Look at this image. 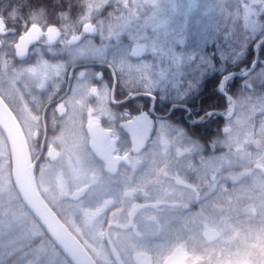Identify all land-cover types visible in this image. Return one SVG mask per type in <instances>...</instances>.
<instances>
[{"label":"flooded vegetation","instance_id":"af4514ba","mask_svg":"<svg viewBox=\"0 0 264 264\" xmlns=\"http://www.w3.org/2000/svg\"><path fill=\"white\" fill-rule=\"evenodd\" d=\"M135 1L88 0L91 6L97 4L100 7L96 8L97 10L90 7V11L93 12H90L89 16L105 6L107 13L99 19L103 18L110 24L115 21L129 23L117 28L120 34H118L119 37L113 36L116 39L113 40L108 37L110 31L98 30L94 23L86 20L80 24H67L65 29L52 24L28 23L24 15L13 14L11 7L3 6L4 0H0V26H2L0 29V97L24 134L31 159L34 160L40 155L33 171L40 195L82 243L84 242L76 233L75 227L81 225L83 213L78 212L77 221L70 215V208H65V205L68 203L71 206L78 205L92 191L94 185L103 180L121 182L128 178L134 185L133 193L125 191L124 196H120V193L118 195L112 193V199L106 203L108 215L115 208L121 210V207H116V198L123 201L124 208L129 210L126 213L125 222L104 226L106 245L114 244L108 236L111 225L119 231H125V229L132 231L136 230L135 225H132V219L144 209L156 212L165 207L168 212L176 211L177 205L173 201V193L169 189L164 190V182L168 184L172 181L170 175L176 174L174 162L165 164V173L161 175L160 180L156 179L157 181L152 183L151 188L143 187L141 182L139 184L135 180L137 176L143 180L149 175V169L145 167L147 165L139 157L154 143L160 124L185 132L183 136L187 137L189 145L194 149L198 147L202 153L205 152L204 146L199 142L202 126L198 142L195 136H191L182 127L183 124L190 125L198 122L200 120L196 117L198 111H193L188 105L168 97H159L158 80L152 77L150 69L148 72L144 70L146 64L144 59L148 49L142 44L133 45L137 41L133 39L135 34L132 32V22L143 20L147 15H153L157 33L161 27L164 30L163 37L169 39L171 33H174L173 29L170 30L172 26H178L180 20L185 21L188 16L190 17V0H182L184 6L181 7V11H172L171 5L168 9L161 5L162 0H157V4L147 9L145 15L134 13L144 6L143 4L135 5ZM8 4L11 3L8 1ZM62 17L60 14L56 16V18ZM45 18L51 20L48 18L52 17ZM63 18L73 21L76 16L67 15ZM87 26L93 29L89 32L86 30ZM31 28H38L39 32H34L33 37L30 35L27 39L26 43L30 40L34 42L28 47L25 56H17L21 48V46L18 49L16 47L19 39ZM50 30L52 31L49 32ZM185 39L184 34V42L179 43V46L185 45ZM176 47L173 44L167 47V51L174 53ZM136 62L138 63L135 64ZM174 64L175 62L170 65L173 67ZM135 65L139 67L137 73H134L137 69ZM184 67H186L185 62ZM143 78H147V81ZM234 111L232 112L231 107L227 111L225 118L228 122L237 121ZM131 131L134 132L135 140L144 138L148 131L152 132L144 150L136 153L132 151ZM236 144L233 142L227 144L229 149L227 148L224 158H219L225 162V167L229 165V168H222L223 172L236 170L233 162L234 154L237 155L238 150L234 146ZM191 149L190 156L185 159L184 164L177 165V174L183 172L186 179L195 181L185 183V188L191 196L190 210L197 213L201 197L206 193L205 179L210 178L214 182V176L220 175V170L211 169L214 174L211 171L206 174L201 167L202 161L206 160L205 155L200 159L192 158L196 153L193 154ZM149 160L153 165H150L153 171L160 169L158 167L161 164L160 159ZM61 163H63V169L76 175H86L90 181L69 196L59 198L56 204H53L45 196L41 179L46 186H52L55 174H62L59 168L56 169V165L59 166ZM53 167L56 173H53L54 169L51 172L45 170ZM60 188V181H58L54 189L58 192ZM82 190H85L83 196L75 200L74 198ZM159 195L161 199L163 198L162 200H159ZM164 197H166L165 201ZM93 208L94 205L92 210ZM90 215L93 218L89 224H93L94 211H90ZM188 229L190 251L185 253L187 262L183 264L193 262L202 264L204 261L208 264L213 262L221 264L226 261L228 256L222 251L211 252L206 249V242L220 239L219 230H216V233L214 230L208 231L206 224L198 215L193 218ZM208 234L213 236L209 237ZM144 254L153 258L149 253Z\"/></svg>","mask_w":264,"mask_h":264},{"label":"rangeland","instance_id":"374dc122","mask_svg":"<svg viewBox=\"0 0 264 264\" xmlns=\"http://www.w3.org/2000/svg\"><path fill=\"white\" fill-rule=\"evenodd\" d=\"M200 1L190 0V4H197L196 2ZM259 1L251 0L252 3L256 4ZM161 2H163L161 5L166 8L168 7V9L169 5H171L172 8L170 10L172 11H181V7L184 6L182 0H162ZM134 4H138L139 6L143 4V8L136 10L134 13L145 15L147 9H151L157 4V0H136ZM237 5L235 3L236 11ZM91 7L94 9L100 8L97 4ZM193 9L194 7H192ZM213 10L216 9L211 5L203 12L206 14ZM90 12L93 11H89V14ZM253 12L250 7L248 10L247 7L242 5V16L239 19V21L241 20L240 24L242 28L248 29L249 26H253V18L251 19L250 17L251 14L253 15ZM145 17L144 20L148 21L147 24L154 21L153 15H147ZM103 22L104 19H100V23ZM108 23L101 30L105 29L110 31L108 37L113 38V40H116L113 36L119 37L118 34L120 32H117V28L129 24L128 22L117 21L111 24ZM146 25L143 28L148 29ZM228 28L231 29L232 25H229ZM146 29L145 34L144 30L139 31L138 43L145 41V45L148 46L147 49L154 53L150 61L144 60L146 62L144 70L148 72L150 62L158 64L163 61V58L162 51L155 44L156 40L152 37L155 31L154 25L150 27V33H147ZM136 31L132 29V32ZM116 32L117 34H115ZM130 40L134 41L132 39ZM138 43L134 42L133 45H141ZM185 44L191 45V42L187 39ZM198 49H200L199 45ZM228 53L234 55L237 53V50L235 48H228ZM173 57L176 59V62L172 68L180 76L183 71V63L185 62L186 64V62L190 61V56L186 53L184 56V51H176ZM206 58L202 57L201 61H198V64H201L202 61L205 62ZM135 67L137 69H135L134 73H137L139 67L137 65ZM143 80L147 81V78H143ZM241 123L238 124L236 120L227 122L224 138L226 144H230L231 142L234 144L237 143L234 145L237 147L239 141H241L244 144L242 146L252 145L253 135L249 134V137H244ZM183 133L185 132H181L166 124L159 125L158 134L155 137L154 143L139 157L147 165L145 167L149 169V175L143 178V180L139 176L136 177L135 180L139 184L141 182L143 187L147 186L151 188L152 183L156 182V179L160 180L161 175L165 173L164 168L167 163H175L174 173L176 172L177 174V165L184 164L185 159L190 156L189 151L192 148L189 145L190 142H187V137L184 138ZM252 151H244L243 154L244 157L248 156L247 160L250 163L254 161L250 155ZM191 152L193 154L196 153V156L199 152L198 147L196 149L192 148ZM256 155L258 161L264 160V155L258 153ZM220 157L224 158V154L215 155L212 153L209 156H205L204 158L206 160L201 163V167L206 171V174L208 170L216 169L218 171L220 170V175L216 174L214 176V182L210 178L206 179V193L201 197V204L197 213L190 210L191 196L185 188V183H189L188 180L186 178H180L178 174L177 176L176 174L174 176L171 174L170 178L172 177L173 183L172 181H169L168 184L164 182V190L169 189L173 193V201L177 205L175 206V212H168L165 207H162L156 212L150 209L148 211L144 209L132 219V225H135L134 229H136L132 231H130L131 229L119 231L111 225L112 228L108 231V236L114 242V257L111 256L104 242L103 228L106 224L110 225L111 223L117 222L120 224L125 222V216L129 210L124 208L123 201L116 198L115 201L118 205L116 207H121V210L115 208L114 211L110 212L111 217L109 218L110 215L106 214V209L108 208L106 203L109 199H112V193L116 195L120 193V196H124L125 191L133 193V181L128 178L121 180V182L119 180H103L101 183L94 185L92 191L78 205L71 206L68 203L65 205V208H70V215L77 221L79 218L78 212L83 213L80 221L81 225L75 227V230L97 264H136L135 255L142 252L149 253L153 256V264H182L187 262L185 253L190 251L188 228L196 215L203 220L208 231L214 230L215 233L216 230L220 231V239L206 242V249L211 250V252L219 250L227 255L228 258L221 264H264V179L251 168L242 171L233 170L232 172H223L222 168H229V165L227 164V167H225V162L219 159ZM151 158L160 159L159 163L161 164L158 166L160 169H156L157 173L151 169V166H153L149 160ZM137 160L138 158L135 159V162ZM233 162L236 168L235 154ZM253 163L261 164L260 162ZM56 166V169L59 168L62 174L56 173L54 167L45 169L47 172L48 170L51 172L54 169L53 173H56L53 177L52 186H46L41 179V186L45 196L53 204H56L59 198L69 196L72 192L79 190L90 181L86 175H76L67 169H63V163ZM211 172L214 174V171ZM58 181H60L61 188L56 192L54 187ZM162 199L161 195H159V200ZM165 200L166 197H164ZM93 205L94 208L92 210ZM108 205L110 206L109 203ZM217 210H222L223 216H219L216 213ZM246 210L251 212L250 214L255 217V227L250 221L248 223V220L243 223L242 227H238L235 223L231 222L232 216L237 217V213L238 215L243 214ZM90 211H94L95 219L93 224H89V221L93 218L90 215ZM122 211H124L125 215ZM122 217L124 218L121 219ZM212 236L210 235L209 237ZM114 258H117V260ZM7 260L11 261L10 264H69L53 246L51 241L43 234L38 223L32 218V215L23 206L22 202L19 201V197L11 182V167L7 144L0 132V263ZM192 264L196 263L193 262Z\"/></svg>","mask_w":264,"mask_h":264},{"label":"trees","instance_id":"16d2710c","mask_svg":"<svg viewBox=\"0 0 264 264\" xmlns=\"http://www.w3.org/2000/svg\"><path fill=\"white\" fill-rule=\"evenodd\" d=\"M8 1L11 4H8ZM262 1L260 0L256 4L252 3L251 0H201L196 2L197 4L191 5L190 17L188 16L185 21L180 20L178 26H172L170 30L173 29L174 33H171V38L163 37L164 30L161 27L158 29V33L154 27L155 31L152 37L156 40L155 44L162 51L163 61L158 64L150 62V71L152 77L158 80L159 97H168L176 102L188 105L193 111H198L196 116L200 118L198 122L182 125L186 132H189L191 136H195L197 142L199 141L200 127L203 128L199 142L204 146L205 152L202 153L198 149V154L193 155L192 158L199 159L203 155L209 156L212 153L225 155L228 148V145L224 143L228 122L225 115L230 109V99L235 101L234 116L238 124L242 122L241 128L244 131V137H249V134L253 135L252 145L242 146L244 144L239 141L236 170L242 171L252 168L254 164L253 161L248 162V156H243L244 151L254 150L264 155V66L257 65L244 78L227 79L223 85V93L219 91L220 80L225 75L243 73L250 68L254 61L264 63V1ZM2 3L5 7H11L13 14L24 15L28 23L52 24L65 29L67 24H80L86 20L94 23L98 30H101L107 24L106 20L100 23L99 19L107 13L105 6L97 13L89 16L91 5L88 0H4ZM235 3L240 6L237 5V11ZM211 5L217 11L213 10L204 14L205 10ZM242 5L247 7L248 10L250 7L254 11L253 15H250L251 19L253 18V26H249L248 29L242 28L241 20L239 21L242 16ZM192 7H194L193 10ZM58 14L63 17L74 15L76 18L73 21L63 17L56 18ZM47 16L52 17L48 18L51 20H47L45 18ZM147 23L148 21L144 19L135 20L131 23L132 29L137 30L134 32L133 38L137 42L139 31L144 30L145 34L146 28L143 27ZM153 25L154 21L146 25L148 27L146 29L147 33H150V27ZM229 25H232L231 29L228 28ZM184 34L185 41L188 39L191 45L179 46V43L184 42ZM145 43L144 41L140 44L148 48ZM173 44L177 47L174 53H170V51H167V47ZM198 45L200 49H198ZM228 48H235L237 50L236 55L229 54ZM176 51H184V56L185 53L190 56V61L186 62V67L183 68L180 76L177 75L174 69H171L172 66L170 65L176 62L173 57ZM152 54L154 53L148 49L144 60L150 61L153 58ZM202 57H207L206 61L204 60L205 62L202 61L201 64H198ZM182 173H178V176L184 179L185 176ZM209 173L210 170L207 171V174ZM187 180L189 183L195 182ZM218 213L223 216V211ZM250 213L247 210L243 214L238 215L237 213V217H231V222L238 227H242L247 220L248 223L250 221L254 224L255 217ZM10 262V260H7L0 264H10Z\"/></svg>","mask_w":264,"mask_h":264},{"label":"water","instance_id":"95a60500","mask_svg":"<svg viewBox=\"0 0 264 264\" xmlns=\"http://www.w3.org/2000/svg\"><path fill=\"white\" fill-rule=\"evenodd\" d=\"M1 23V20H0ZM2 26H0V29ZM93 28L86 27V30L90 32ZM50 30L49 32H51ZM34 32H39L38 28H31L30 31L19 39L17 49L21 46L17 52V56H25L28 47L34 42L32 40L27 41L29 36L33 37ZM48 32V33H49ZM264 63L254 62L250 69L243 74L231 73L222 78L219 89H222L223 81L234 77L243 78L247 76L257 64ZM234 104L232 102V110ZM148 126V125H147ZM0 132L3 135L10 159H11V181L13 187L22 201L23 205L27 208L30 214L36 219L39 227L47 238L53 243L57 250L63 255L69 264H96L88 251L80 243V241L70 232V230L57 218L52 209L44 201L40 193L38 192L35 180L33 176L34 166L37 163L39 157L35 161H31L28 146L26 144L24 135L15 120L13 114L6 106L3 100L0 98ZM134 132L131 131L133 152H140L144 149L145 144L149 141L152 134L151 131L147 132V135L135 140ZM254 170L258 171L264 178V167L254 166ZM85 190L81 191L74 198L75 200L83 196ZM135 260L139 264H151V259L148 255L138 254Z\"/></svg>","mask_w":264,"mask_h":264}]
</instances>
